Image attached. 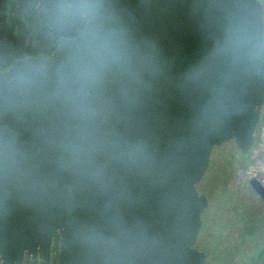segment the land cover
<instances>
[{"label": "water", "instance_id": "95a60500", "mask_svg": "<svg viewBox=\"0 0 264 264\" xmlns=\"http://www.w3.org/2000/svg\"><path fill=\"white\" fill-rule=\"evenodd\" d=\"M80 1L76 37L0 68V264H52L58 234L59 264H206L197 185L255 143L263 3Z\"/></svg>", "mask_w": 264, "mask_h": 264}, {"label": "rangeland", "instance_id": "374dc122", "mask_svg": "<svg viewBox=\"0 0 264 264\" xmlns=\"http://www.w3.org/2000/svg\"><path fill=\"white\" fill-rule=\"evenodd\" d=\"M261 113L254 145L244 151L232 140L215 147L197 185L209 199L196 242L207 255L206 264L264 261V196L251 186L253 178L264 186V105Z\"/></svg>", "mask_w": 264, "mask_h": 264}, {"label": "trees", "instance_id": "16d2710c", "mask_svg": "<svg viewBox=\"0 0 264 264\" xmlns=\"http://www.w3.org/2000/svg\"><path fill=\"white\" fill-rule=\"evenodd\" d=\"M87 19L80 0H0V68L30 55L51 56L63 37H76L84 29ZM59 240L58 234L52 264H59ZM24 264L45 263L37 254Z\"/></svg>", "mask_w": 264, "mask_h": 264}, {"label": "flooded vegetation", "instance_id": "af4514ba", "mask_svg": "<svg viewBox=\"0 0 264 264\" xmlns=\"http://www.w3.org/2000/svg\"><path fill=\"white\" fill-rule=\"evenodd\" d=\"M260 262H264V261H260ZM260 262H258V263H260Z\"/></svg>", "mask_w": 264, "mask_h": 264}]
</instances>
